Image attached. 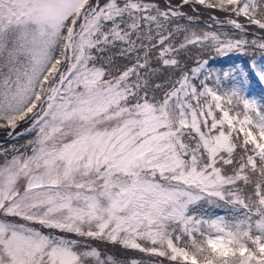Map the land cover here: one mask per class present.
<instances>
[{"label": "snow or ice", "instance_id": "1", "mask_svg": "<svg viewBox=\"0 0 264 264\" xmlns=\"http://www.w3.org/2000/svg\"><path fill=\"white\" fill-rule=\"evenodd\" d=\"M0 264H264V0H0Z\"/></svg>", "mask_w": 264, "mask_h": 264}, {"label": "trees", "instance_id": "2", "mask_svg": "<svg viewBox=\"0 0 264 264\" xmlns=\"http://www.w3.org/2000/svg\"><path fill=\"white\" fill-rule=\"evenodd\" d=\"M243 60L239 57L233 56L231 58L225 59L222 62L221 61H217L216 62V67H228L233 63H242ZM257 92H259V89L256 90ZM21 143H23V141H20Z\"/></svg>", "mask_w": 264, "mask_h": 264}]
</instances>
